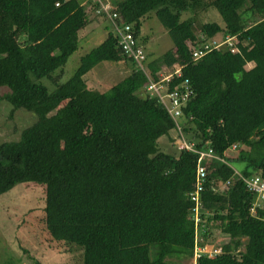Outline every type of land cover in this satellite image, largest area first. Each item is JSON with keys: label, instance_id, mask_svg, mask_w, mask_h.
Returning a JSON list of instances; mask_svg holds the SVG:
<instances>
[{"label": "trees", "instance_id": "obj_1", "mask_svg": "<svg viewBox=\"0 0 264 264\" xmlns=\"http://www.w3.org/2000/svg\"><path fill=\"white\" fill-rule=\"evenodd\" d=\"M59 1L0 0V88L9 90L0 103L37 117L18 142L0 143V196L21 183L43 187L46 233L55 243L82 248V264L190 261L196 246L210 245L214 229L224 237L221 253L201 255L195 264H264V209L250 213L254 195L236 174L264 181V0L114 1V12L143 48L141 27L152 13L165 29L173 48L154 59L146 53L147 71L156 79L181 68L169 88L188 80L193 91L183 109L184 137L225 162L207 165L198 227L189 199L197 156L161 151L159 141L174 143L177 135L162 106L144 92L146 76L133 67L106 92L86 87L85 76L100 64H130L114 33L60 83L80 32L101 18L93 13L95 0L93 17L81 0L56 7ZM212 9L223 26L197 28L199 16ZM218 36L235 38L237 52L213 50L193 62L189 45ZM32 77L47 79L53 90ZM232 146L237 153L228 156ZM241 247L244 252L232 253Z\"/></svg>", "mask_w": 264, "mask_h": 264}, {"label": "rangeland", "instance_id": "obj_2", "mask_svg": "<svg viewBox=\"0 0 264 264\" xmlns=\"http://www.w3.org/2000/svg\"><path fill=\"white\" fill-rule=\"evenodd\" d=\"M88 14L93 17L90 11V5L93 0H81ZM118 1V0H110ZM185 14L184 17H187ZM204 23H217L223 26V21L215 10L200 15L196 20L197 28ZM251 32L256 34V28ZM111 31L108 22L102 19L94 20L93 23L80 35L78 50L69 58L67 64L63 67V76L60 83L67 82L78 68L80 58L98 47L106 38L107 33ZM143 38L147 39L144 46L145 52L150 54L151 58H158L165 52L173 48L165 29L152 13L150 17L143 22L141 27ZM197 32V31H196ZM197 35H199L197 33ZM222 36L208 41L211 43L223 42ZM225 40V39H224ZM133 66L130 63L109 64L103 63L97 66L92 72L85 76L86 87L94 93H103L108 91L113 85L125 78ZM170 70V69H169ZM166 70V71H169ZM53 90L52 84L47 79L35 80ZM7 88H0V97L8 93ZM37 122L34 113L25 110H18L12 113V107L7 102L0 103V143L18 142L21 133ZM174 143L163 139L159 141L161 151L166 154H174L177 147ZM237 150L227 152L228 156H235ZM239 165H233L238 170ZM42 189L38 184L21 183L12 190L0 196V264H82V248L68 244L55 243L46 233L43 222V203ZM44 190V189H43ZM45 193V192H44ZM211 243L206 251L208 256L214 257L221 253V247L225 241L224 237L214 229L211 233ZM198 241H199V235ZM245 245V242H243ZM244 252V247L238 250H232V253L240 254ZM195 260L185 261L173 264H195Z\"/></svg>", "mask_w": 264, "mask_h": 264}, {"label": "built area", "instance_id": "obj_3", "mask_svg": "<svg viewBox=\"0 0 264 264\" xmlns=\"http://www.w3.org/2000/svg\"><path fill=\"white\" fill-rule=\"evenodd\" d=\"M71 0H60L56 3V7H59L61 2H69ZM96 6L93 8V13L95 16L106 20L111 31L117 38V45L125 57L130 61L133 67L142 72L147 79V84L144 88V92L151 98H155L157 102L165 110L169 118L175 125L176 139L174 145L179 151H186L197 156L196 173H195V183L194 190L189 194L190 201L194 204L192 209L191 219L194 222L195 227H198L201 218V202L200 196L204 190L207 181L208 169L207 165L212 161L224 162V160L218 158L214 155L212 149L198 150L194 144L187 142L182 132V122H183V109L188 104L193 91L191 89L188 80H185L182 84L175 86L172 90L169 85L172 83L174 78L181 77V68L177 65L173 66L172 71H160L156 79L152 78L147 71V56L144 48L140 45L139 41L134 38L133 29L130 25L125 24L117 13H115V6L110 2H102L100 0H95ZM124 1V0H119ZM190 46L191 56L193 62L200 61L204 56L210 51L221 50L223 48H228L232 53L237 52L236 39L226 37L223 42L217 43L213 41L211 43H206L200 46ZM237 150L236 146L230 148V152ZM243 181L246 189L254 195V204L250 209V213L254 216L257 214L258 209H264V181L259 177H252L246 179L241 177L236 173ZM195 241L198 244V237L195 236ZM208 246L195 248L194 260L201 257V255H207L206 250ZM221 249V248H220ZM212 258L211 256H208Z\"/></svg>", "mask_w": 264, "mask_h": 264}, {"label": "crops", "instance_id": "obj_4", "mask_svg": "<svg viewBox=\"0 0 264 264\" xmlns=\"http://www.w3.org/2000/svg\"><path fill=\"white\" fill-rule=\"evenodd\" d=\"M107 1L110 2V3H112V4H114V1H110V0H105L104 2H107ZM95 20H97V19H95ZM87 28H88V27H87ZM87 28H86V29H87ZM86 29H85V30H86ZM85 30H83V31H85ZM83 31L80 32V34H79V38H80L81 33H83ZM80 39H81V38H80Z\"/></svg>", "mask_w": 264, "mask_h": 264}]
</instances>
